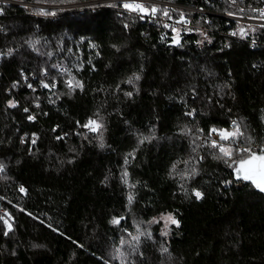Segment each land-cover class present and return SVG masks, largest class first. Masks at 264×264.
Listing matches in <instances>:
<instances>
[{"label": "trees", "instance_id": "obj_1", "mask_svg": "<svg viewBox=\"0 0 264 264\" xmlns=\"http://www.w3.org/2000/svg\"><path fill=\"white\" fill-rule=\"evenodd\" d=\"M262 11L0 0V264H264Z\"/></svg>", "mask_w": 264, "mask_h": 264}, {"label": "snow or ice", "instance_id": "obj_2", "mask_svg": "<svg viewBox=\"0 0 264 264\" xmlns=\"http://www.w3.org/2000/svg\"><path fill=\"white\" fill-rule=\"evenodd\" d=\"M124 7L131 10V11H139L142 13H146L148 11L147 8H145L144 5L139 4V3H132V4H124ZM158 11L157 8L152 7L151 8V13L155 14ZM167 10H164V15H167ZM262 15H264V11L261 12ZM136 79H139V77L137 76ZM131 82V81H129ZM77 87H82V85H80L77 82ZM44 87H49V85L45 84ZM128 95H131V93H128ZM10 106L15 107V104H11ZM25 111H28L27 109H25ZM189 115H191V113H189ZM34 117H29V119H33ZM233 124L235 125L236 130L232 133H221V139H229V138H235L237 136H242L243 133L240 131L239 125L233 121ZM85 127H90L92 128V126H96L99 127V125L97 124V122L95 120H89L88 124L84 125ZM92 130H95V128H92ZM215 131V130H213ZM35 141H33L34 143ZM141 143H143V141H141ZM103 145L101 144V147ZM213 147H219L220 152L224 154V156H228L231 157L232 156V151L229 149H226L225 147H223L222 145H217V143L214 141L212 144ZM235 151L239 152V153H247L248 156L246 159H241L239 160V167H237L236 171L237 173L241 174L238 176V178H242L244 180H248L251 181V183L260 191V192H264V148H261L259 150V152H255L253 151V149L251 148V146H247V147H242V148H237ZM125 163H127V159L125 160ZM175 167V166H173ZM125 176H127V173L125 172L124 174ZM21 191H23V189H21ZM196 198L200 199L202 198V193L200 192H196L195 193ZM129 200L131 201V197H129ZM171 223L176 224L177 226H179V221H177L174 217L169 216L167 218ZM117 222L118 221H114ZM6 234V233H5Z\"/></svg>", "mask_w": 264, "mask_h": 264}, {"label": "rangeland", "instance_id": "obj_3", "mask_svg": "<svg viewBox=\"0 0 264 264\" xmlns=\"http://www.w3.org/2000/svg\"><path fill=\"white\" fill-rule=\"evenodd\" d=\"M127 1H131V0H127ZM146 13H148V11ZM188 174H189V167L185 165L181 169L175 172V179L178 181H183ZM168 217L169 216H163L160 218V221L162 222V226L165 232H167V228L171 224V222L167 219Z\"/></svg>", "mask_w": 264, "mask_h": 264}, {"label": "water", "instance_id": "obj_4", "mask_svg": "<svg viewBox=\"0 0 264 264\" xmlns=\"http://www.w3.org/2000/svg\"><path fill=\"white\" fill-rule=\"evenodd\" d=\"M246 159V158H245ZM237 167H239V163L237 164ZM239 175H241V174H239ZM238 175V176H239ZM242 179V178H241ZM243 181H245V182H248V183H251V181H248V180H244V179H242ZM252 184V183H251ZM262 194H264V192H261Z\"/></svg>", "mask_w": 264, "mask_h": 264}]
</instances>
